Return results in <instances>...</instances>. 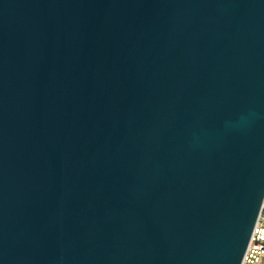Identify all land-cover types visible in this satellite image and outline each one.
Wrapping results in <instances>:
<instances>
[{
	"label": "water",
	"instance_id": "obj_1",
	"mask_svg": "<svg viewBox=\"0 0 264 264\" xmlns=\"http://www.w3.org/2000/svg\"><path fill=\"white\" fill-rule=\"evenodd\" d=\"M264 202V0H0V264H242Z\"/></svg>",
	"mask_w": 264,
	"mask_h": 264
},
{
	"label": "built area",
	"instance_id": "obj_2",
	"mask_svg": "<svg viewBox=\"0 0 264 264\" xmlns=\"http://www.w3.org/2000/svg\"><path fill=\"white\" fill-rule=\"evenodd\" d=\"M259 213L242 264H264V202Z\"/></svg>",
	"mask_w": 264,
	"mask_h": 264
}]
</instances>
